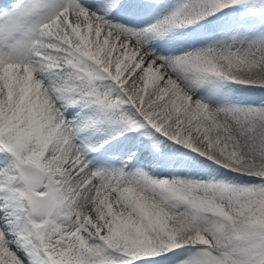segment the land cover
I'll list each match as a JSON object with an SVG mask.
<instances>
[{
  "label": "snow or ice",
  "instance_id": "6c2138e0",
  "mask_svg": "<svg viewBox=\"0 0 264 264\" xmlns=\"http://www.w3.org/2000/svg\"><path fill=\"white\" fill-rule=\"evenodd\" d=\"M0 264H264V0H0Z\"/></svg>",
  "mask_w": 264,
  "mask_h": 264
}]
</instances>
